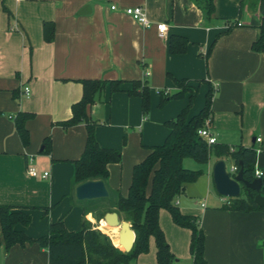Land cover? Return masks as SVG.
<instances>
[{
    "label": "crops",
    "instance_id": "obj_1",
    "mask_svg": "<svg viewBox=\"0 0 264 264\" xmlns=\"http://www.w3.org/2000/svg\"><path fill=\"white\" fill-rule=\"evenodd\" d=\"M214 3L207 18L195 0H0V205L30 214V223L18 229L36 238L58 219L70 231L79 230L84 220L105 234L116 229L100 225L97 210L85 213V200L74 194L73 160L83 151L87 131L84 122L68 128L59 122L71 116V105L80 100L83 79L125 81L124 90L114 93L106 86L87 108L99 145L120 151V161L108 164L109 194H127L133 166L150 146L164 141L165 121L188 103L186 92L184 101H169L160 111L154 101L144 115L140 97L127 92L133 80L146 81L149 88L161 82L170 93L178 90L174 79H186L192 86L198 82L200 96L211 89L210 131L216 143L253 148L255 168L264 169V52L252 49L259 36L258 0ZM136 5L144 8L148 27L125 13ZM161 22L167 26L165 38L156 29ZM171 34L188 39L184 53L169 52ZM24 85L29 96L21 94ZM19 112L28 114L26 143L15 128ZM47 137L49 151H44ZM218 160L227 167L234 164L212 153L203 165L210 204L205 197L193 199L198 179L186 184L174 202L181 213L198 217L205 264H264V210L221 207L228 198L215 196L212 170ZM28 166L39 176L29 175ZM45 171L49 176L43 178ZM122 178L127 188L121 191ZM158 222L175 257L171 264H194L191 230L176 224L164 208ZM47 263V250L36 243L7 252L0 246V264ZM129 264H157L154 237L148 250Z\"/></svg>",
    "mask_w": 264,
    "mask_h": 264
},
{
    "label": "trees",
    "instance_id": "obj_2",
    "mask_svg": "<svg viewBox=\"0 0 264 264\" xmlns=\"http://www.w3.org/2000/svg\"><path fill=\"white\" fill-rule=\"evenodd\" d=\"M203 9L207 18H211L215 11L214 0H195ZM260 13L259 36L252 43V49L264 52V0H258ZM46 39L50 36L46 35ZM188 39L184 36L171 34L168 38V49L171 54H181L186 51ZM82 96L80 100L71 105V116L59 124L64 128L85 123L87 136L80 157L73 160L74 174L73 183L79 184L86 180H107L109 171L108 164L120 161V151L114 148L102 147L94 135L95 122L89 119L87 108L96 103L105 87L108 86L110 93L124 90V80L83 79ZM178 90L167 92L158 90L160 97L159 106L172 98L188 95L187 105L173 118L165 121L168 133L164 141L159 145L149 147L145 158L132 168L131 182L127 194L122 196L116 192V200L113 209L107 208L100 212L99 219L103 218L106 211H116L121 219L130 222L135 233L132 248L126 252L123 247L110 240L109 235L97 228H93L89 221L84 220L81 228L70 231L65 228L63 220L58 219L48 226L47 233L32 238L18 225L27 226L31 221L29 213L10 205H0V246L5 252L15 245L25 246L36 243L45 248L48 254L47 264H129L140 253L148 250V241L152 236L156 244L157 264H171L175 257L170 251L168 243L164 238L162 229L158 222L159 210L166 209L172 220L183 227L191 230L190 253L194 264H205L204 260V233L199 227L198 217L181 213L175 204V199L180 195L186 184L195 181L200 171L185 168L183 160L193 158L199 163L208 162L213 153L217 157H226L237 166L242 168L243 177L246 180L255 178L256 151L251 147L240 146L232 149L225 143L207 144L198 135V129L204 124L206 118L210 117L211 101L213 92L209 89L205 96L204 105L195 114L189 115V107L194 101L197 85H189L186 79H174ZM131 88L127 89L130 95L139 96L143 114L149 110L150 88L146 81L133 80ZM28 114L19 112L15 119L16 131L23 143L28 141V131L24 121ZM49 138L44 139V151H49ZM262 186L260 193L264 196V169L260 176ZM245 192V190L243 189ZM253 196L256 194L252 192ZM103 199L85 200L84 212L96 211L97 204ZM224 209L249 212L252 210H264V206L257 205L253 197L239 194L237 197L228 198L221 206ZM100 225H105L104 220ZM121 248V249H120Z\"/></svg>",
    "mask_w": 264,
    "mask_h": 264
},
{
    "label": "water",
    "instance_id": "obj_3",
    "mask_svg": "<svg viewBox=\"0 0 264 264\" xmlns=\"http://www.w3.org/2000/svg\"><path fill=\"white\" fill-rule=\"evenodd\" d=\"M212 178L215 190L219 195L226 198L237 197L244 189L248 196L253 197L257 205L264 206V196L260 193L262 186L260 177L246 180L243 177L242 168L234 176H230L226 171L225 161L218 160L213 166ZM252 192L256 194L253 196ZM74 194L77 200L83 201L107 198L109 191L103 180L91 179L77 184ZM102 219L108 226L120 227L119 242L123 247L122 250L128 252L132 248L135 239V233L130 226V222L121 219L116 211H106Z\"/></svg>",
    "mask_w": 264,
    "mask_h": 264
},
{
    "label": "rangeland",
    "instance_id": "obj_4",
    "mask_svg": "<svg viewBox=\"0 0 264 264\" xmlns=\"http://www.w3.org/2000/svg\"><path fill=\"white\" fill-rule=\"evenodd\" d=\"M159 82L157 81V85L159 86H156V87H150V97H149V110L148 112L150 111L151 109V104L155 102L154 104V107H157V109L160 111V109L165 106V104H167L169 101H184L185 99V96H181V97H178V98H172L170 100H168L167 102H165L163 105L159 106V100H160V97L158 96L157 94V91L158 90H161V89H164L165 87L161 86L160 83L158 84ZM198 91V90H197ZM205 95V94H204ZM202 97V98H201ZM204 101H205V96L203 95H198V92H197V95L194 99V101L192 102L191 106L189 107V113H194V114H197L201 108L203 107V104H204ZM185 163H183V166L185 168H189V169H195V170H198L200 171V174L198 175L197 177V191L193 193L194 197L193 199H195V201H199L200 199H202L203 197H205V170H204V167L202 163H199L197 162L196 160H194L193 158H185ZM186 162H190L189 163V166L186 165ZM128 181H129V176H128ZM194 182V181H193ZM125 180L124 178H122L120 181H119V185L121 186L120 187V190L122 191L123 189H125V187L127 188V184H125ZM129 183V182H127ZM212 190L213 187H212ZM243 191V190H242ZM214 192V191H213ZM244 191L242 192V195H243ZM217 196V198H219V194L215 195ZM103 200L101 201L102 203H99L97 204V206L99 207V209L97 210V213H100L104 210H106L107 208H111L113 209V202L116 200V195H114L113 193H110L109 196L107 198H102ZM205 202L206 203H211V199H209V196L206 195L205 197ZM111 231H108L106 234L109 235V238H111L110 240H112L113 242L115 243H119V232H120V228H116V229H110Z\"/></svg>",
    "mask_w": 264,
    "mask_h": 264
},
{
    "label": "built area",
    "instance_id": "obj_5",
    "mask_svg": "<svg viewBox=\"0 0 264 264\" xmlns=\"http://www.w3.org/2000/svg\"><path fill=\"white\" fill-rule=\"evenodd\" d=\"M114 8H115V5H111V9H114ZM124 11L129 17H131L138 24L144 27H148L150 25V21L146 15V12L141 5L127 7L125 8ZM238 25H240V23H238ZM156 29L160 37L165 38L167 36V26L165 23L161 22V23L156 24ZM21 94L23 96L30 95V88L28 85L22 86ZM197 132H198V135L207 142V144L216 143V138L212 135L210 131V118L209 117L205 119L203 126L199 128ZM226 171L230 174V176H234L237 173L238 168L236 165L233 164L230 167L226 166ZM27 172L29 175L33 177L39 176L38 171L33 166H28ZM261 175H262V170L255 168L254 176L260 177ZM48 176L49 174L46 171L41 174V177L43 178H46ZM201 205L204 206V203H201Z\"/></svg>",
    "mask_w": 264,
    "mask_h": 264
},
{
    "label": "bare ground",
    "instance_id": "obj_6",
    "mask_svg": "<svg viewBox=\"0 0 264 264\" xmlns=\"http://www.w3.org/2000/svg\"><path fill=\"white\" fill-rule=\"evenodd\" d=\"M104 224H105L104 226H106V227H110V228H120V227H116V226H115V227H113V226H108L105 222H104ZM119 243H120V242H119ZM121 246H122V245H121Z\"/></svg>",
    "mask_w": 264,
    "mask_h": 264
}]
</instances>
